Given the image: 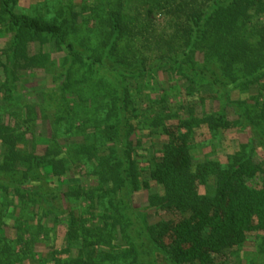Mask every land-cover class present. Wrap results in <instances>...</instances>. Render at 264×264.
<instances>
[{
  "label": "trees",
  "instance_id": "trees-1",
  "mask_svg": "<svg viewBox=\"0 0 264 264\" xmlns=\"http://www.w3.org/2000/svg\"><path fill=\"white\" fill-rule=\"evenodd\" d=\"M20 1L0 0V35L11 37L0 264L31 261L40 243L39 264H215L249 240L264 254V0H109L88 17L73 4L29 14ZM39 69L56 83L47 135L30 128L37 106L15 99L18 72ZM207 100L220 109L196 115ZM249 128L220 159L227 131ZM158 132L161 147L144 148ZM70 171L96 184L61 182ZM145 193L162 214L154 224L136 205Z\"/></svg>",
  "mask_w": 264,
  "mask_h": 264
},
{
  "label": "rangeland",
  "instance_id": "rangeland-1",
  "mask_svg": "<svg viewBox=\"0 0 264 264\" xmlns=\"http://www.w3.org/2000/svg\"><path fill=\"white\" fill-rule=\"evenodd\" d=\"M37 1L38 0H21L20 1V11H28L29 14H39L40 10L41 12H46L47 9L50 10V12L53 11V8L55 7L56 10L62 9L63 7H67L69 4H73L75 7H77V10L80 12H84V17L89 16V9L91 6H97V5H108L109 0H48L50 5L49 7H46V5L42 4V7H39L37 9ZM43 1V0H39ZM136 1L137 0H133ZM36 4V10L33 8ZM85 6V9L87 11H84L83 8ZM37 11V13H36ZM83 20V19H82ZM162 19L159 17V21ZM10 35L9 34H2L0 35V62H6V52L10 45ZM53 51L51 50V53ZM62 55L56 54L54 56L55 58H59ZM3 69L0 67V84L1 80L3 78ZM19 75V92L16 93V102L28 104V105H36V111L37 115L39 117V123H35V127H30L32 129V132L37 130V132H42L44 135H47L50 131V121L52 120L53 113H55V107H52L48 104L50 100L52 101V93L55 92V81H53V72H48L47 70H21L18 72ZM264 83V82H263ZM146 91V90H145ZM145 91H143V96ZM150 91L151 90H147ZM148 93V92H146ZM257 91L252 90L251 95H256ZM153 98H157L158 95L152 93L151 94ZM176 96V99L179 101L178 104L183 99L181 96ZM249 95H241L238 91H234L232 93L233 99H246ZM1 103V99H0ZM178 106V105H177ZM19 105H17L15 102H9L8 108L10 111H16L18 109ZM220 109V103L218 101L214 100H207L204 104V106L197 107V110H195L196 115L201 116L203 114H209L216 112ZM180 115H183L182 112H180ZM194 115V114H193ZM230 119H236L235 115L229 112ZM46 116V119L44 118ZM43 117V119H42ZM53 121V120H52ZM251 129H247L246 131L241 130H229L227 131V137L222 142L225 152L221 156L220 159L224 160L226 159L227 155L230 153L235 152L238 149V146L241 143H247L249 139L252 137V133L250 131ZM228 139V140H227ZM165 139L161 132H158L157 134H154L151 136L150 140H145V144L143 145L144 148H147L149 146H153L155 148H160L161 145L164 143ZM203 155L201 152H198L197 154ZM68 179L69 185H77L81 184L86 187H91L96 184V181L94 178H80L76 175L75 172L70 171L68 175L61 179V182L63 180ZM57 186V184L55 185ZM61 190H65L66 185L60 184L58 186ZM137 207L140 209H143L144 211L143 215L145 214V217L150 224H154L160 219H162L161 215L157 214L155 209H152L148 207L147 202V193L137 198L136 202ZM64 221L61 219L60 227L58 228V235H62V231L64 230ZM8 236L12 239L15 238L16 231L13 229L12 225L9 226L8 230L6 231ZM59 237V236H58ZM42 239V238H41ZM49 248L46 246V244L40 243L36 246L35 251L40 253V256L36 255L34 259L31 261L25 262V264H39V258L46 257L48 254ZM215 264H264V254L260 253L259 247L257 244L251 240L246 242L242 247H236L232 250H228L225 252V254L217 256L215 260Z\"/></svg>",
  "mask_w": 264,
  "mask_h": 264
}]
</instances>
